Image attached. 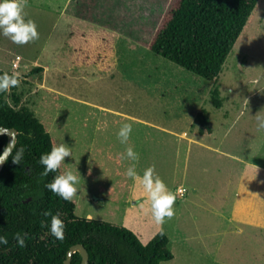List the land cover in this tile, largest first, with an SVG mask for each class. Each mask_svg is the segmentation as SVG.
<instances>
[{"label":"rangeland","instance_id":"obj_1","mask_svg":"<svg viewBox=\"0 0 264 264\" xmlns=\"http://www.w3.org/2000/svg\"><path fill=\"white\" fill-rule=\"evenodd\" d=\"M165 5L127 0L133 31L157 23ZM74 9V0H27L39 38L16 45L0 36V69L22 74L21 105L56 144L71 146L62 169L77 167L82 177L76 216L126 226L143 243L159 231L142 187L125 175L133 162L120 159L126 145L117 133L132 123L137 172L154 165L176 194L175 215L163 225L173 257L162 264H264V130L256 120L264 115V0L214 81L148 50L136 37L143 33L88 30ZM203 110L212 133L202 138ZM179 185L187 188L181 196Z\"/></svg>","mask_w":264,"mask_h":264},{"label":"trees","instance_id":"obj_2","mask_svg":"<svg viewBox=\"0 0 264 264\" xmlns=\"http://www.w3.org/2000/svg\"><path fill=\"white\" fill-rule=\"evenodd\" d=\"M162 1L166 5L158 22L143 28L141 25L138 32L133 31L134 25L127 15V0H74V15L128 38L134 37L132 32L135 35L143 33L142 38L136 37L148 50L214 81L258 2ZM138 14L136 11V17ZM40 70L35 67L31 72ZM0 73L4 71L0 69ZM17 88L0 93V126L14 127L18 131L16 144L0 172V235H6L9 240L7 245H0V264H63L69 248L78 243L88 252V264H162L172 259L169 238L164 231L163 235L158 231L143 243L126 226L76 216L73 199L64 201L45 187L56 173L42 176L39 157L56 142L34 111L21 105ZM211 99L216 108L221 107L217 87L211 91ZM197 119L200 124L198 135H210L212 128L207 111L200 112ZM6 141L7 136L0 134V154ZM21 148L24 155L18 165L12 159ZM58 171L63 172L62 165ZM45 212L58 214L65 222L63 239L50 235L47 227L50 217L45 216ZM17 232L28 234L23 248L18 247L13 238ZM80 263L81 255L75 252L71 264Z\"/></svg>","mask_w":264,"mask_h":264},{"label":"clouds","instance_id":"obj_3","mask_svg":"<svg viewBox=\"0 0 264 264\" xmlns=\"http://www.w3.org/2000/svg\"><path fill=\"white\" fill-rule=\"evenodd\" d=\"M27 0H0V36L8 38L13 44L25 45L39 38L37 26L31 19H26L24 8ZM22 81V74L19 71L9 74L0 73V93L9 92L12 88L18 87ZM257 128L264 130V115L256 117ZM133 131L132 123H123L117 133L119 142L126 145L123 152L120 153L121 161L128 160L131 163L125 170V175L138 182L142 187L146 200L150 203L151 217L156 225L160 226L159 234L163 235V225L175 215L173 205L176 201V194L173 193L167 184L155 173V166H149L144 169L143 175L136 170V162L139 161V154L134 147L128 144ZM24 155V149L21 148L12 159L14 163L20 164ZM71 157V146L67 143H58L51 149L42 153L39 157V163L43 166L42 176L47 177L49 173H56L52 180L45 184V187L64 201H71L79 191L80 181L82 179L80 172L65 169L59 172L61 165L65 163V158ZM4 159H0L2 163ZM45 216L50 217L47 224L49 233L56 239H63L65 222L60 216L53 215L51 212H45ZM14 240L18 247L26 246L28 239L27 233L17 232L14 234ZM9 243L6 235H0V245ZM146 246V244L144 245Z\"/></svg>","mask_w":264,"mask_h":264},{"label":"water","instance_id":"obj_4","mask_svg":"<svg viewBox=\"0 0 264 264\" xmlns=\"http://www.w3.org/2000/svg\"><path fill=\"white\" fill-rule=\"evenodd\" d=\"M17 133H18V131L14 127L7 128L4 126H0V134H5L7 136L6 145L0 154V159H4V161L2 163H0V172L3 168V166L5 165L8 156L10 155V153L12 152V150L16 144ZM75 252H79L81 255V263L80 264H88V259H89L88 252H87L86 248L80 243L75 244L69 248L63 264H71L72 255Z\"/></svg>","mask_w":264,"mask_h":264},{"label":"crops","instance_id":"obj_5","mask_svg":"<svg viewBox=\"0 0 264 264\" xmlns=\"http://www.w3.org/2000/svg\"><path fill=\"white\" fill-rule=\"evenodd\" d=\"M74 5H75V2H74ZM74 8H75V7H74ZM74 11H75V9H74ZM74 18L77 19L78 21H81V22H83V23L89 25L90 27H88V26L85 27V28H87L88 30H96V29H99V30H100V29H101V31H102V32H105V33L108 32V31H111V30H108V29H107V30H106V29H103L102 27L97 26V25H95V24H93V23H89V22H87V21H84V20L78 19V18L75 17V15H74ZM111 32H113V31H111ZM166 131H168V132H172V130H166ZM211 133H212V132H211ZM206 136H207V135H206ZM150 138H151V137H150ZM202 138H203V137H202ZM187 142L190 143V142H194V141H193V139H188ZM115 156H118V155H115ZM115 172H116V171H115ZM178 187H184V188H185V186H183V185H179ZM185 189H186V191H187V188H185ZM176 190H177V189H176ZM186 191H185V192H186ZM185 192H184V193H185ZM176 193H177V192H176ZM184 193H183V194H184ZM177 194H178V193H177ZM183 194H181V195H183ZM178 195H179V194H178ZM181 195H179V196H181ZM133 203H134V201H133ZM153 236H154V235H153ZM138 237H139V236H138ZM151 238H152V237H151ZM139 239H140V238H139ZM148 241H149V240H148ZM148 241H147V242H148Z\"/></svg>","mask_w":264,"mask_h":264},{"label":"built area","instance_id":"obj_6","mask_svg":"<svg viewBox=\"0 0 264 264\" xmlns=\"http://www.w3.org/2000/svg\"><path fill=\"white\" fill-rule=\"evenodd\" d=\"M21 59H22V58H21V56H19V55H17V56L15 57V61H16L17 63H19V61H20ZM185 191H186V189H185L184 187H178L177 190H176V192H177L179 195L183 194Z\"/></svg>","mask_w":264,"mask_h":264}]
</instances>
